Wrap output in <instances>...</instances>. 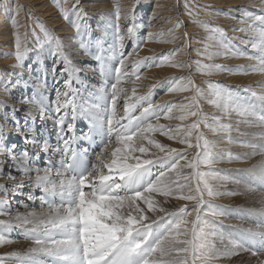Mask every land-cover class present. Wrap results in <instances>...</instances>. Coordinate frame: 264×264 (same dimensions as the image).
<instances>
[{"label": "rangeland", "instance_id": "374dc122", "mask_svg": "<svg viewBox=\"0 0 264 264\" xmlns=\"http://www.w3.org/2000/svg\"><path fill=\"white\" fill-rule=\"evenodd\" d=\"M56 1L57 0H9L10 7L8 9L0 6V31L9 30L12 27V23H10V21L15 19V26L20 28V31L23 32L20 33L21 39L22 41H25V44L29 49L21 67H13L16 63L14 56V44L13 47L5 53L10 55H0L2 57L0 59V62H2L0 63V83H8L9 88V92H5L4 87L0 86V100L6 101L9 105L15 104V107L19 108V111L15 114L17 120H19V125H10L7 129L9 133L7 134V138L4 140V144L8 148H11L13 152L19 154L26 147H31L30 145H26L25 138H30L32 136L30 134L33 133L34 129H36L35 137L38 140L46 141L47 134L50 133L49 135L52 138L57 137L58 140L55 144H51L47 141L48 144L53 148L60 145V138L53 123L55 117L48 114V117H44L45 119L42 121V116L39 114L35 115L34 113L31 115L28 113L29 115L27 114L25 116L21 113L24 106L28 104H20V100L24 97L34 101V104L39 106L40 109H45V112L52 107L54 108L58 88L57 84L63 82V78H60L59 74L64 68L65 62L63 60L58 62L57 57L52 55L51 47L47 43L44 31L41 30L40 25H43L44 30H46L55 40L59 41L61 45L60 51L70 62L69 67L73 69L72 87L74 89L75 96L72 97V99L75 107H77L80 111V116H77L74 126L75 142L73 147L75 150V159L72 160L70 156L62 157L60 152H57L56 157H53L52 155L56 153H49L46 155L42 154L39 157L37 156L40 164H36L35 160L37 159H35L33 165V167L44 168L51 164L53 168V176H55L56 169L53 167V161L58 162L60 166L62 158L70 160L73 164L71 174H86L92 169L93 165L98 163L96 157L106 146V152L109 153V155L107 154L108 156H105V158L102 157V159H105L104 162L110 163V152L115 150L117 147H120L119 144L115 142V137H112V140L109 141L111 138H109L110 134L106 124V116L108 111L110 113L111 109V102L109 98L112 95L113 85L121 90V93L119 92V96H122V90L124 89L134 91L137 87H131L132 82L135 79V83L133 84H142L140 81L143 79L141 76L144 72L149 71L148 75L144 79L146 81L149 79L147 82L150 84L151 81L156 79L158 80V86L155 88L156 85L151 84L150 87L153 90H151L148 94L146 97L147 99L141 101L139 100L138 102H135V104L132 102L130 103V99H127V94L129 93L124 95L125 99L119 98L116 108V119H121L123 117L126 101H128L127 104L130 103L129 105H134L129 112V115L133 118L139 117L143 108L147 107V105L151 103L153 106L160 105L159 112L157 114L161 113L158 119L159 123L154 125L152 124L153 126L161 125L166 129H171L173 131H175L177 127L186 129L187 126L195 120V118L189 117L187 120L180 121V119L177 118L181 115L178 107L174 108V112L171 115V118H174L175 120L174 124H171L173 126H169L167 124V121L170 118H165V115L167 114V106L171 107L173 105L178 106L181 104H187L189 101L185 98L193 95L192 91H168V89L175 86L176 83L184 82L180 80L181 77L190 78L192 83L200 88L202 93L205 94L209 91L210 83L224 85L227 87V90L234 95L242 98H249L250 103H258L255 98H250L251 92H255L257 95L264 94L260 92L264 89H259L258 91L252 90V86L247 84L249 83V80H245V76L251 74L253 71L249 69L246 74H243V68H246L245 62L240 61L239 63L238 61L232 60L231 54L226 52L225 49L221 47V39L219 35L211 31L213 28L222 29L224 36L231 40V43H233L232 45L240 49V47L245 44L243 42V38L246 37V34L250 33L241 32L242 34H234L238 31L236 30L237 28L239 29L241 27L248 26L247 24L241 23L242 19H244V13L248 12L249 9L248 13L250 14H264L261 13L260 8L250 9L252 6L249 2L252 0H139V3L135 6L133 18L135 28L131 39L127 36L126 22L123 18L129 9L133 7L134 0H101L103 2L100 0H98L99 2L97 0H82V4L84 2H88L92 4L95 3V5L90 8L87 4H83L84 12L88 13H86L84 18L80 20L82 25L81 30L78 33L77 29L73 28V32L68 34L60 33L61 25H64V22L69 20L63 17L60 12V7L57 6ZM68 1L69 4L66 6L63 5V7L71 9L76 0H67L66 2ZM107 2L110 3V9L109 7L106 9L102 6V4L105 5ZM49 3L51 4L49 5ZM185 3H188L189 7L192 9V15H189L186 11L184 7ZM154 5H156V9H161L162 13H160L161 15L150 17L152 12L156 10L155 8L153 9ZM117 6L119 7V14H121L119 15V18H121L119 22L121 26L120 32L122 35L126 36L124 38L122 49H120L113 31L110 38H105L106 34L103 33V25L100 24L101 20L96 22L97 18L94 17L96 11H102L105 13L112 12L107 17L109 19L115 18L114 16L117 15L116 12L113 11L116 10ZM48 7H50V12H46ZM3 8L5 9V12H1L3 11ZM245 8H248L247 11ZM233 9H236V13H232L234 11ZM17 10L19 14H17ZM92 11L93 13H91ZM71 14L72 12L70 11L69 15L72 19L73 15ZM162 16L164 17L162 18ZM158 17L160 18L158 19ZM165 17H172V21L169 24L164 23L166 21L158 22V20H166ZM54 20L57 21L54 22ZM177 21L182 22L181 27L178 29L175 28ZM138 22H141L144 25L141 26V28H138L136 26ZM160 24L161 28H159ZM205 25L207 27H205ZM239 25L240 27H238ZM231 28L235 31L230 32L231 30L229 29ZM65 31L68 32L67 29H65ZM87 32H89V34H86ZM168 32L170 34H168ZM185 32L187 33V36L184 35ZM157 33L160 34L158 35ZM87 36H89L90 39L82 43V39ZM174 37L176 38L174 39ZM38 39L40 44L37 43ZM73 40L75 41V47H71ZM240 41L244 44L241 45ZM247 46L248 47H245L244 50L246 53L244 56L245 59L250 60L248 56L257 54V50L253 49L249 45ZM205 49L208 53L214 54L211 59H208L205 55L200 54L203 53ZM121 52L123 53L126 64L121 70L123 74L120 77V81L122 80V76L125 74H128L126 77H132L130 79H133L129 87L122 86V88V84L117 83L116 81L115 72V68L119 66ZM215 53L219 54L215 55ZM77 57H80V59L78 60ZM165 57H168L169 59L165 60ZM9 58L14 59V62L10 63L11 61L8 60ZM136 61H139L140 64L137 65L134 70L133 64ZM164 61H168L170 63L168 68L157 69L161 67L160 64L163 65L165 63ZM197 61H200L201 64L223 65L227 69H233L235 71L216 72L213 70L209 73L207 70H200L197 65ZM187 63H189V66L187 67L189 69L186 73V67L182 68L175 66L178 64H183L185 66ZM161 72L163 75L159 76ZM259 77L261 80H264V73L259 72ZM17 81H21V85L12 87V85L17 84ZM118 84L120 86H118ZM262 84H264V82H262ZM261 87L264 88V85ZM30 93L32 98L29 96ZM166 93L168 96L165 98L164 95ZM158 98H160L159 101L157 100ZM166 101L167 104L165 105ZM198 104L200 110L207 117H209V123H212V116H217L221 117V123L231 126L230 132L214 131L212 128H207L203 125L199 128V131L203 133L204 138L215 144L216 151H223L225 153L224 158L213 166L215 169L223 170L219 173V175L225 177V179L210 181L214 190L222 194L213 197H208L206 193L204 194L206 202L211 203L213 207L223 206L222 211L224 212V215L222 216L211 217L210 215H207L209 210L206 207L203 209L206 213L205 219L210 221L214 220L218 226V234L211 236L209 239L213 249L220 255V258L211 259L208 264H264V238L250 234L244 230L249 228L264 230V175H262L258 170H247L252 168L254 165H258L262 160H264V157L260 155H250L253 150L247 146V142L259 139V134L264 132V127H261L256 122L255 117L240 116V114L236 111L224 112L221 109H218L214 104L208 103L206 95H202L198 98ZM26 106V109H30L28 105ZM9 110L10 109H5V111ZM45 112H43V114H45ZM33 115L34 117H32ZM245 117L249 118L247 121L251 123V129H245V124H241L240 120ZM24 118L26 119L23 120ZM152 118L154 119L155 117L153 116L149 118L142 125V128H145L147 123L150 124L151 120H153ZM28 120H30L29 125L31 127L27 125L28 123L25 124ZM236 120H239V125ZM121 121V123H128L126 118L123 120L121 119ZM235 121L238 126H235ZM0 122H2V120H0ZM52 123L53 128L51 127ZM134 126L135 124L133 123V127ZM12 129L14 130L12 131ZM44 131L45 133H43ZM137 136L138 135H133V139ZM144 136L146 139L144 147L146 146L148 152L141 153V155H149L154 151V145L149 144V140H154L156 143L163 145L166 150L176 149L179 151H186L188 153L186 160H178L177 163L179 167L181 166L180 168L177 167L175 170L168 171L169 169L167 168L170 164L162 159L165 157V153L154 147L155 151H159L160 154H154V158L152 160H161L153 163L146 169L141 170L138 176L131 182L129 188L130 191L142 190L149 182L155 180L156 176L165 171L167 174L166 179L173 185V193L168 196L159 192L150 194L153 201H155L154 207L156 208V211L149 210L143 199L136 201V206L142 209L143 214L148 218L145 223H150V227L147 229L148 242L154 243L165 231L166 220L168 219L169 213L178 212V210L182 207H186L188 211L191 212L193 206L196 204L195 200L179 199L178 196L181 195V193L175 191V185L177 183H185L184 177H189L192 170L187 167H183V165H185L187 161H190L198 150L195 148H188L186 144L180 143L176 138L170 139L168 135L164 133L162 134L159 130L145 132ZM195 136L196 133H193L191 137L193 144L196 143ZM228 136L232 137L231 143H229L227 139ZM164 138L167 139L165 140ZM176 143L178 145H176ZM235 143L237 144L234 145ZM13 146L15 147L13 148ZM241 151L249 153L251 157H243ZM228 153H230L233 157L239 158L229 160L227 158ZM0 160H4L2 155H0ZM131 161L134 160H129V163H131ZM202 170L204 169L202 168ZM8 173H11L13 176H17L18 178L22 176L21 172L15 170L11 160L3 162L4 176H7ZM177 173L180 175L178 176ZM71 174L67 173L65 175L70 177ZM92 182L98 183L97 181ZM0 183H4V188L11 189V191L8 192L7 197L8 205L2 207L9 206L8 210H10L12 217L17 215L26 216L30 213H36V219H39L41 213L48 211L47 204H45L44 207H41V197L44 195L41 189L36 188L32 191L35 197L34 201L28 199V193L22 194V190L26 188L21 187L23 189L20 190L19 188V191L16 192L12 190L13 187L11 186V181H5L3 178H0ZM191 187L195 189V179H191ZM84 190L88 192L91 189L85 187ZM184 191H187V185ZM2 195L3 194L0 193V196ZM125 206L126 211L123 213L131 212L132 215H136L134 209L128 208L127 205ZM40 209L45 211L39 212ZM160 209H164V211H160ZM158 218L163 219L159 220ZM0 219H8V217L0 216ZM184 219L187 223L181 225V235L177 237L178 240L191 239V230L194 227L192 221L196 219V213L192 212L191 215L186 216ZM185 231L187 232V235L184 234ZM0 234L6 235L12 241L11 243L0 245V257H7V264H21V261L17 257H8L9 253H18L20 257H26V254H29V249L35 247V243L32 239L25 238L24 230L22 228L16 227L8 233H4L0 230ZM144 234L145 230L140 229L138 234L134 235H137L138 238H143ZM233 242L239 246L240 250H238V254L224 256V252L232 249ZM33 255H36L38 258L43 260L47 259L42 254Z\"/></svg>", "mask_w": 264, "mask_h": 264}, {"label": "snow or ice", "instance_id": "6c2138e0", "mask_svg": "<svg viewBox=\"0 0 264 264\" xmlns=\"http://www.w3.org/2000/svg\"><path fill=\"white\" fill-rule=\"evenodd\" d=\"M139 0H134V5L125 14L124 20L127 27V36L132 38L135 25L133 23L135 6ZM57 5L60 7V12L63 17L70 21L79 32L81 30L80 20L84 18L86 13L82 0H76L71 9H66L57 0ZM0 6L5 9L10 7L9 0H0ZM189 15H192V9L188 3L184 5ZM73 12L76 20H72L69 13ZM261 13H264V0H261ZM18 14V10H17ZM117 19H119V7L116 9ZM242 23L247 24V27L236 29L240 32H251L253 36L247 38L246 42L253 49L257 50V54L248 56L249 59L256 60L257 63L243 68L244 72L249 69L264 73V14L256 15L244 13ZM13 26L16 25V20L12 19ZM180 21H177L175 28L181 27ZM44 31L46 41L51 47L52 55L57 57V61L65 62L64 68L60 71V78H63L62 86L57 89L56 100L54 103L55 118L54 125L57 128V134L60 138V145L53 148L47 141L38 140L35 135L30 138H25L26 147L21 153L17 154L4 144L9 131L10 125H19V120L16 118V112L19 108L15 104L9 105L6 101L0 100V155L4 160H0V178L5 181H11L15 189L25 186L23 177H27V185L32 188H39L43 191L44 196L41 197V207L45 204L48 206V211L41 213L40 218L36 219V213H30L26 216L17 215L11 216L8 207V192L11 189L3 187L4 183H0V216L8 217V219H0V230L8 233L16 227L24 230L26 239H32L35 247L29 249V254L26 257H20L18 253H9L8 257H17L21 264H208L211 259H219L220 255L213 249L210 243V237L218 234V226L215 221L205 219L206 213L203 211L206 207L209 211L207 215L218 217L224 215L223 206L213 207L204 199V194L208 197L220 195L214 190L210 184L212 180H223L225 177L219 175L222 169H215L213 166L220 162L225 153L216 151V146L213 142L204 138L202 132L199 131L201 125L207 128H212L214 131L230 132L231 126L221 123V117L212 116L209 123L207 117L199 108L198 98L206 95L208 103L214 104L218 109L224 112L236 111L241 116H252L256 118V122L264 127V94L257 95L251 92L250 98H255L258 103H250L249 98H242L234 95L227 90V87L221 84H209L207 94L202 93V90L195 86L190 78L181 77L183 83L176 84L168 89L169 92L176 91H192L193 95L186 97L189 102L187 104L167 106L166 119L171 118L174 108L179 109L181 115L180 120H187L189 117H194L195 120L187 126L186 129L177 127L175 131L166 129L164 126L148 124L147 128H142V125L151 117L159 119L160 105L153 106L149 103L144 107L139 117H131L129 112L134 105L125 103V111L121 119L126 118L128 123H121V119H116L117 99L121 91L113 85L112 95L109 98L111 102L110 113L106 116V124L108 132L112 140L113 135L115 140L121 147H117L110 153V163H105L102 157L107 155V146L98 153L96 160L97 164L92 166V169L83 175L71 174L73 164L70 160H61L60 166L55 169L53 176L52 165L40 168L33 167L36 154L44 152L46 154L60 152L62 157L70 156L75 159V134L74 126L78 116L77 109L74 105L72 97L75 96L72 87L73 69L69 67L70 62L60 51L61 45L58 40H55L46 30L43 25H40ZM119 23L116 24L115 37L120 49L123 48L124 36L120 32ZM205 27H207L205 25ZM211 31L218 34L221 39V47L226 52L235 56L237 54L245 55L239 48L232 45L231 40L224 36L223 30L213 28ZM150 35V34H149ZM187 36V33H184ZM26 40V37H25ZM37 43L40 44L39 39ZM15 61L13 67H21L23 61L29 51L22 41L21 36L16 34L15 41ZM42 47V45H41ZM201 55H205L208 59L212 58L213 53H208L207 50ZM219 53H215L218 55ZM10 55V54H5ZM165 57V60H168ZM126 61L121 52L119 66L115 68L116 81L119 83L120 77L123 74L122 69L125 67ZM140 62L136 61L133 64L135 70ZM200 70H207L211 73L221 71H235L227 69L219 64H201L197 61ZM184 67L183 64L175 65ZM21 85V81H17V87ZM4 87L5 92H9L8 83H0ZM149 98V97H148ZM139 100H146V97H139ZM31 104L34 101L27 98L20 100V104ZM71 106V110H70ZM5 109H10L5 111ZM40 114L43 116V109H40ZM133 123L135 126L133 127ZM14 129H12L13 131ZM159 130L169 136L170 139L176 138L180 143L186 144L188 148H195L198 151L190 161H187L183 167L191 169L189 177H184L185 183H177L175 191L181 193L179 199L195 200L191 212L186 207H182L178 212L169 213L166 220L165 231L161 237L154 243L148 242L147 229L150 223H145L148 219L142 209L136 206V201L143 199L147 204L148 209L156 211L154 207L155 201L151 198V193L159 192L165 196L173 193V185L166 179L165 171L156 176L155 180L148 183L142 190L130 191L131 182L138 176L141 170L161 159H140L137 156H132V153L137 149L131 145L133 135L143 136L145 132ZM196 133V143L193 144L191 137ZM229 143L232 142V137H227ZM149 144L154 145L161 152L165 153L162 158L170 164L167 169L175 170L178 167V160L185 159L188 156L186 151L176 149H165L161 144L154 140H149ZM247 146L253 151L250 155H260L264 157V132L259 134V139L247 142ZM15 146H13L14 148ZM139 152L147 153L148 149L141 146ZM229 160L238 159L230 153L227 154ZM11 160L15 170L21 172L22 176L18 178L8 173L3 174V162ZM129 160H134V163H129ZM108 168V174H100L98 183L92 182L91 177H95L101 168ZM202 168L204 170H202ZM249 171L258 170L264 175V160L258 165L247 169ZM65 173H70V177ZM33 174H35L33 178ZM179 176L180 174L177 173ZM191 179L196 180V187H191ZM187 185V191H184ZM85 187L91 189L86 192ZM58 197V201H57ZM29 200H34L32 192H29ZM127 205L128 208L134 209L136 215L131 212L123 213L120 211L122 207ZM27 206V205H25ZM164 211V209H160ZM196 213V219L192 221L194 227L191 230V239L178 240L177 237L181 233V225L187 223L184 219L186 216ZM159 220L163 218H158ZM154 222V221H152ZM140 229L145 230L143 238H138L137 235ZM250 234L264 238V230L244 229ZM187 235V232H184ZM11 239L6 235L0 234V245L11 243ZM239 246L233 242V247L229 251L223 253L224 256L238 254ZM33 254H42L46 260L38 258ZM255 254V253H253ZM0 264H7V257H0Z\"/></svg>", "mask_w": 264, "mask_h": 264}, {"label": "bare ground", "instance_id": "6f19581e", "mask_svg": "<svg viewBox=\"0 0 264 264\" xmlns=\"http://www.w3.org/2000/svg\"><path fill=\"white\" fill-rule=\"evenodd\" d=\"M67 0H59V2H60V4H62V5H68L69 4V1L68 2H66ZM98 1V0H97ZM101 1V0H100ZM108 1V0H107ZM168 1V0H167ZM245 1V0H244ZM57 2V1H56ZM93 2V1H92ZM99 2V1H98ZM101 2H103V1H101ZM162 2V1H161ZM249 2V1H248ZM106 3V2H105ZM164 3V2H163ZM230 3H232V2H230ZM235 3V2H234ZM240 3H241V1H240ZM51 3H49V5H50ZM83 4H87V6L88 7H92V6H94L95 5V3H88V2H84ZM90 4H91V6H90ZM100 4H102V3H100ZM229 4V3H228ZM227 4V5H228ZM247 4V3H246ZM246 4H244V5H246ZM249 4L252 6V8H250V9H256V8H260V5H261V0H252V1H250L249 2ZM18 5V4H17ZM98 5V4H97ZM220 5H222V4H220ZM230 5V4H229ZM233 5V4H232ZM242 5V4H241ZM55 6V5H54ZM58 6V5H57ZM100 6V5H99ZM102 6H104V8H106L107 9V7H109V9L111 8L110 7V3L109 2H107V4H105V5H103L102 4ZM166 6V5H165ZM223 6H224V4H223ZM247 6H248V4H247ZM19 7V6H18ZM156 7V5H154V7H153V9ZM250 7V6H249ZM1 8V7H0ZM53 8H55V7H53ZM67 8V7H66ZM100 8V7H99ZM103 8V7H102ZM115 8V7H114ZM121 8V7H120ZM157 8H158V6H157ZM239 8H241V7H239ZM105 9V10H106ZM117 9V8H116ZM156 9V8H155ZM247 9L248 8H245V10L247 11ZM5 9L3 8V11H1V12H5L4 11ZM41 10V9H40ZM59 10V9H58ZM114 10V9H113ZM234 11L232 12V13H236L235 12V10L236 9H233ZM244 10V11H245ZM50 12L51 10H50V7H48V9H46V12ZM56 12V11H55ZM54 12V13H55ZM59 12V11H58ZM108 12H110V11H108ZM113 12H116V10L115 11H113ZM172 13H174L173 11H171ZM248 12H249V9H248ZM247 12V13H248ZM251 12V11H250ZM86 13H88V12H86ZM91 13H93V11L91 12ZM112 13V12H111ZM111 13H105V12H100V11H96L95 12V14H94V17L95 18H97V20H96V22H98V21H100L101 20V25H103L102 27H103V33H105L106 35H105V38H110L111 37V35H112V31H113V34H115V28H116V24L117 23H119L120 22V20H121V18H119V19H117V16H114L115 18H108L107 16L108 15H110ZM121 13V12H120ZM160 13H162V10L161 9H156V10H154L153 12H152V14H151V16L150 17H153V16H155V15H161ZM231 13V12H230ZM3 14V13H2ZM11 14V13H10ZM19 14V13H18ZM105 14V15H104ZM49 15V14H48ZM56 15V14H55ZM71 15H73V17H72V19L73 20H75L76 19V16H75V14L72 12V14ZM119 15H121V14H119ZM173 15V14H172ZM232 15V14H231ZM46 16V15H45ZM59 16V15H58ZM165 16V15H164ZM164 16H162V18L164 17ZM167 16V15H166ZM242 16V15H241ZM11 17V16H10ZM13 17V16H12ZM52 17V16H51ZM57 17V16H56ZM110 17V16H109ZM3 18V17H2ZM17 18V17H16ZM94 18V19H95ZM140 18V17H139ZM160 17H158V19H159ZM166 18V17H165ZM181 18V17H180ZM8 19V18H7ZM19 19V18H18ZM22 19V18H21ZM50 19V18H49ZM53 19H56V18H53ZM124 19V18H123ZM144 19V18H143ZM5 20V19H4ZM10 20V19H9ZM64 20V19H63ZM145 20V19H144ZM177 20V19H176ZM55 21H57V20H54V22ZM159 21H166V22H164V23H170L171 21H172V17L171 18H166V20H158V22ZM185 21V20H184ZM236 21V20H235ZM2 22V21H1ZM60 22V21H59ZM158 22H155V23H158ZM10 23H11V21H10ZM58 23V22H57ZM65 24L64 25H61V27H60V33H62V34H68V33H72L73 31V28H75L73 25H72V23H70L69 21H67V22H64ZM242 23V22H241ZM240 23V24H241ZM95 25H98V24H95ZM120 25V24H119ZM144 24L143 23H141V22H138L137 23V27L138 28H141V26H143ZM182 25V24H181ZM234 25V24H233ZM233 25H231V26H233ZM11 28L9 29V30H6V31H0V55H2V54H5L6 52H8V50L9 49H11L12 47H13V44H14V41H15V36H16V34H19L20 35V33H23V32H21L20 31V28H18L17 26H13L12 24H11ZM57 26V25H56ZM152 26V25H151ZM165 26V25H164ZM167 26V25H166ZM163 27V26H162ZM234 27H236V26H234ZM238 27H240V25L238 26ZM247 27V26H246ZM3 28V27H2ZM154 28H156V27H154ZM159 28H161V24H160V27ZM65 29H67L68 30V32L67 31H65ZM238 29V28H237ZM229 30H231L230 32H234L235 30L234 29H229ZM126 31H127V29H126ZM157 31V30H156ZM167 31V30H166ZM75 32V31H74ZM165 32V31H164ZM163 32V33H164ZM79 33V32H78ZM77 33V34H78ZM81 33V32H80ZM156 33V32H155ZM179 33V32H178ZM177 33V34H178ZM243 33V32H242ZM240 31H236L234 34L236 35V34H242ZM86 34H89V32H87ZM138 34V33H137ZM152 34H153V32H152ZM151 34V35H152ZM158 34V33H157ZM160 34V33H159ZM158 34V35H159ZM168 34H170L169 32H168ZM245 34V33H244ZM254 35V33H248V34H246V37L245 38H243V42L244 41H246L247 40V38L248 37H250V36H252V35ZM174 35V34H173ZM68 36V35H67ZM124 36V38L126 37L125 35H123ZM157 36V35H156ZM160 36H162V35H160ZM165 36V35H164ZM163 36V37H164ZM168 37H170L169 35H167ZM178 36V35H177ZM70 37H71V35H70ZM69 37V38H70ZM162 37V38H163ZM167 37V38H168ZM165 38V37H164ZM171 38V37H170ZM176 37H174V39H175ZM199 38V37H198ZM90 39V37L89 36H87V37H85V38H83L82 39V43H84L85 41H88ZM111 39H113V38H111ZM184 39V38H183ZM160 40H161V38H160ZM169 40V39H168ZM74 40L72 41V45H71V47H75V44H74ZM80 42V41H79ZM80 42V43H81ZM171 42V41H170ZM169 42V43H170ZM178 42V41H177ZM241 42V41H240ZM246 45H245V44ZM244 43H242L241 42V45H243V46H241L240 47V51L241 52H243V53H245V47L247 48L248 46L247 45H249V44H247L246 42H244ZM152 44V43H151ZM191 44V43H190ZM233 44V43H232ZM76 45H78V44H76ZM187 45V44H186ZM191 46V45H190ZM189 46V47H190ZM250 46V45H249ZM78 47V46H77ZM244 47V48H243ZM81 49H82V47H81ZM186 49V48H185ZM256 50V49H255ZM2 51V52H1ZM143 51V50H142ZM141 51V52H142ZM197 51V50H196ZM11 52V51H10ZM72 52H74V51H72ZM140 52V53H141ZM144 52V51H143ZM184 52V51H183ZM8 54V53H7ZM138 54H139V52H138ZM138 54H137V56H138ZM142 54V53H141ZM141 54H140V56H141ZM146 54V53H145ZM150 54V53H149ZM148 54V55H149ZM245 55H246V53H245ZM4 56V55H3ZM194 56H196V55H194ZM232 56V60H234V61H238L239 63H240V61H243V62H245V67L247 68V66H249V65H252V64H255L256 63V60H252V59H250V60H247V59H245V56L244 55H240V54H237V55H235V56H233V55H231ZM128 57V56H127ZM129 57H131V56H129ZM135 57V56H134ZM133 57V58H134ZM242 57H244V58H242ZM2 57L0 56V59H1ZM6 58V57H5ZM126 58V57H125ZM77 59L79 60L80 59V57H77ZM83 59V58H82ZM96 59V58H95ZM131 59V58H130ZM7 60V59H6ZM9 61H11L10 63H12V62H14V59H12V58H9L8 59ZM118 60V59H117ZM133 60V59H132ZM131 61V60H130ZM229 61H230V59H229ZM165 62V61H164ZM177 62V61H176ZM232 62V61H231ZM0 63H2V62H0ZM84 63V62H83ZM131 63V62H130ZM163 63V62H162ZM234 63V62H233ZM86 65V64H85ZM168 65H170V63L168 62V61H166L163 65L162 64H160V68H157V69H166V68H168ZM189 66V63H187V64H185V66L184 67H186V70H185V73L187 72V70L189 69V68H187ZM235 66V65H234ZM238 66V65H237ZM240 66V65H239ZM39 67H40V65H39ZM132 67V66H131ZM184 67H182V68H184ZM155 69V68H154ZM236 69V68H235ZM240 69V68H239ZM132 70V69H131ZM156 70V69H155ZM171 70H172V68H171ZM170 70V71H171ZM27 71V70H26ZM163 71V70H162ZM149 72V71H148ZM148 72H144L143 74H142V80L140 81L142 84H138V85H136V84H133V83H135L134 81H135V79H134V81H133V79H130V78H132V77H126V75H128V74H125V75H123L122 76V80L119 82V83H121L122 85H121V88H122V86L123 87H129L130 86V83L132 82V84H131V87H137V89L136 90H134L133 88V90L134 91H131V90H122V92H123V94H122V96H119L118 95V99L119 98H122V99H125V94H127V93H129V94H127V99H130V103L132 102V103H134L135 104V102H138L139 101V97H147L148 96V94L151 92V90H153L151 87H150V85L151 84H155L156 86H155V88L158 86L157 85V83H158V80H156V79H154L153 81H151V84L149 83V82H147V81H149V79H147V81L144 79L147 75H148ZM159 72V71H158ZM248 72V71H247ZM247 72H243V74H246ZM160 73V72H159ZM160 75H163V73L161 72V74H159V76ZM91 76V75H90ZM158 76V75H157ZM228 76H231V75H228ZM149 77V76H148ZM246 78H248V79H246L245 78V80H249V83H247L248 85H251L252 87V90H256V91H258L259 89H264V88H262L261 86L262 85H264V84H262V82H264V80H261L260 79V77H259V71L257 72V71H253L251 74H249V75H247V76H245ZM139 79V78H138ZM137 79V80H138ZM151 79V78H150ZM263 79V78H262ZM59 82H61V81H59ZM62 83V82H61ZM61 83H59V84H57V86H58V88H60L61 86H62V84ZM244 83V82H243ZM176 84H179V83H176ZM243 85V84H242ZM118 86H120L119 84H118ZM57 88V89H58ZM77 89V88H76ZM260 92H262V93H264V90L263 91H260ZM121 93V92H120ZM169 93V92H168ZM121 95V94H120ZM29 96L32 98V96H31V93L29 94ZM46 96H47V94H46ZM163 96V95H162ZM166 96H168V94L166 93L165 95H164V97L166 98ZM118 99H117V102H118ZM159 99L160 98H158L157 100L159 101ZM167 99H168V97H167ZM166 100V99H165ZM141 101V100H140ZM157 101V102H158ZM127 103H128V101H126ZM173 102V101H172ZM35 103V102H34ZM34 103H31V104H26V105H28L29 107H30V109H26V105L24 106V108H23V111L21 112L22 114H24L25 116L29 113V114H34L35 113V115H37V114H39L40 116H42L41 114H40V108H39V106H37L36 104H34ZM129 103V104H130ZM160 104V103H159ZM167 104V101H166V103H165V105ZM179 104V103H178ZM70 108H71V106H70ZM76 109H77V112H78V116H80V111H79V109L76 107ZM45 110V109H44ZM43 110V112H45ZM27 111V112H26ZM162 111V110H161ZM174 112V111H173ZM172 112V113H173ZM28 114V115H29ZM48 114H50V115H52L53 117H55V113H54V110H53V107L52 108H50V109H48V110H46V112H45V114H43V116L41 117V120L42 121H44V119L46 118V116L48 117ZM161 114V113H160ZM166 114V113H165ZM172 115V114H171ZM241 116V115H240ZM32 117H34V115L32 116ZM31 117V118H32ZM45 117V118H44ZM175 117V116H174ZM235 117V116H234ZM117 118V117H116ZM178 118V117H177ZM237 118H238V116H237ZM26 118H24L23 120H25ZM50 119V118H49ZM153 119V118H152ZM173 119V120H172ZM234 119V118H233ZM247 119H249V118H247V117H245V118H243V119H241L240 121H241V124H245V129H251V123H249L248 121H247ZM123 120V119H122ZM151 120V119H150ZM163 120V119H162ZM165 120V119H164ZM29 121L30 120H28V121H26L25 122V124H27L28 126H30L29 125ZM174 118H170L168 121H167V124L170 126L171 124H174ZM181 121V120H180ZM180 121H179V123H180ZM237 121V120H236ZM236 121H235V124H236ZM122 122V121H121ZM178 122V121H177ZM157 123H159V120H157L156 118H154L153 120H151V122H150V124H157ZM231 123V122H230ZM237 123H238V125H239V120L237 121ZM178 124V123H177ZM234 124V125H235ZM52 126V128H53V123L51 124ZM237 124L235 125V126H238ZM27 126V127H28ZM148 126V123L145 125V128ZM171 126H173V125H171ZM31 127V126H30ZM32 127H33V125H32ZM50 127V126H49ZM56 127V126H55ZM57 129V128H56ZM36 129H34V131H33V133L32 134H30V135H35V133H36V131H35ZM38 131H40V130H38ZM22 133V132H21ZM43 133H45V131L43 132ZM56 133V132H55ZM162 133V132H161ZM50 134V133H49ZM49 134H47V138H46V141H48L49 143H51V144H55V142L58 140V138L56 137V138H52ZM52 134H54V133H52ZM163 134V133H162ZM78 137V136H77ZM113 137H115L114 135H113ZM135 137V136H134ZM149 137V136H148ZM109 138H111L110 137V135H109ZM144 139H145V136L143 135V136H140V135H138L136 138H134V139H132V141L130 142L131 143V145L134 147V148H136L137 150L135 151V152H133L132 153V156H137V157H139L140 159H145V158H148V159H153L154 158V154H157V153H159V151H157V150H159V149H157L155 146H153V152H152V154H149V155H146V154H142L141 155V152H139V147H141V146H143L144 147V145H145V142H146V139H145V141H144ZM165 140L167 139V138H164ZM51 141V142H50ZM116 142V141H115ZM173 142V141H172ZM115 144V143H114ZM237 143H235L234 145H236ZM118 145V144H117ZM175 145V144H174ZM176 145H178L177 143H176ZM243 145V144H242ZM119 146L121 147V145L119 144ZM110 147V146H109ZM151 147V146H150ZM154 147L157 149L156 151H155V149H154ZM145 148H146V146H145ZM152 148V147H151ZM113 150V149H112ZM114 151V150H113ZM56 154H52L53 155V157H56L57 156V152H55ZM59 153V152H58ZM111 153V152H110ZM42 154H45L46 155V153H44V152H39L37 155H36V159L37 160H35V163L36 164H40V161H39V158H37V156L39 157L40 155H42ZM108 155H109V153H107ZM160 154V153H159ZM241 154L243 155V157H248V158H250L251 156L249 155V153H247V152H243V151H241ZM108 155H106V156H108ZM156 156V155H155ZM157 157H158V155H157ZM105 158V157H104ZM247 158V159H248ZM105 160V159H104ZM106 161H107V158H106ZM135 161H131V163H134ZM53 163H54V165H53V167L54 168H58V166H59V163L58 162H55V161H53ZM105 163H107V162H105ZM169 167V166H168ZM181 167V166H180ZM179 166H178V168H180ZM177 169V168H176ZM164 170V169H163ZM158 171H160V170H158ZM168 171H172L171 169H169ZM19 172V171H18ZM108 172H109V170H108V168H101V169H99V171L97 172V175L95 176V177H91L90 179L92 180V181H97L98 182V180H99V175L102 173V174H108ZM65 174H67V173H65ZM34 176H35V174H34ZM26 182V184H25V186L23 187V188H26V189H24V190H22L23 188H20V190H22V194L24 193V194H26V193H28L27 194V197H28V195H29V192H32L33 190H35L36 188H32V187H29L28 185H27V178H23ZM11 186L13 187L12 188V190L13 191H19V190H17V189H15L14 188V186H13V184H11ZM28 191V192H27ZM43 192V191H42ZM44 194V193H43ZM44 196V195H43ZM35 201V200H34ZM179 206V205H178ZM177 206V207H178ZM128 210V209H127ZM45 210H41L40 209V211L39 212H44ZM120 211L121 212H124V211H126V206H124V207H122L121 209H120ZM163 213V212H162ZM164 214V213H163ZM181 235V234H180ZM182 237V236H181ZM184 237V236H183Z\"/></svg>", "mask_w": 264, "mask_h": 264}]
</instances>
